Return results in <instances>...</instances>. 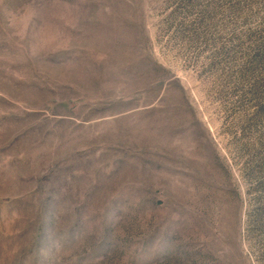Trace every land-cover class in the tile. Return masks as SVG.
<instances>
[{
  "label": "rangeland",
  "instance_id": "374dc122",
  "mask_svg": "<svg viewBox=\"0 0 264 264\" xmlns=\"http://www.w3.org/2000/svg\"><path fill=\"white\" fill-rule=\"evenodd\" d=\"M0 264H264V0H0Z\"/></svg>",
  "mask_w": 264,
  "mask_h": 264
}]
</instances>
